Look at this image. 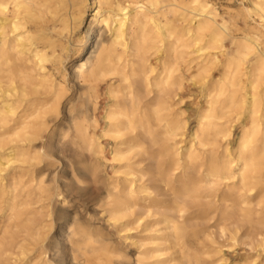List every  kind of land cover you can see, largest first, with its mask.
Wrapping results in <instances>:
<instances>
[{"label": "bare ground", "instance_id": "1", "mask_svg": "<svg viewBox=\"0 0 264 264\" xmlns=\"http://www.w3.org/2000/svg\"><path fill=\"white\" fill-rule=\"evenodd\" d=\"M92 5L67 83L87 0H0V264H261L264 33L210 0Z\"/></svg>", "mask_w": 264, "mask_h": 264}, {"label": "rangeland", "instance_id": "2", "mask_svg": "<svg viewBox=\"0 0 264 264\" xmlns=\"http://www.w3.org/2000/svg\"><path fill=\"white\" fill-rule=\"evenodd\" d=\"M211 3L216 8L217 12L223 17L228 23L231 29L235 31L236 34L242 35L246 33L249 29L254 28V31H261L264 33V19L261 17L262 15L256 13L253 10V6L250 0H210ZM93 0H87V4L89 7L87 8V12L85 14L84 21L78 30H75L70 34V38L67 40L68 33H66V37L63 38V43L65 45H69L70 52L69 57L64 61V66L62 68V73L65 72L66 66V81L68 83V79L70 78V70L74 63L78 60V53L73 52V41L76 40L77 36L80 32L84 31L88 22L91 18L92 13L96 11V5H92ZM78 45V43H77ZM89 46V45H87ZM86 50V48H85ZM58 52L61 53V50L58 49ZM83 56V54H82ZM47 66L53 71V65L51 63L47 64ZM57 77L60 78V74L53 71ZM188 99L187 101H189ZM186 107L185 104H183ZM76 191V189H74ZM89 193L85 194L88 196ZM78 195V194H76ZM212 224V223H211ZM210 226L209 230L214 232V235L217 236V240L224 244L223 254L225 256L229 255H237V256H249V255H257L258 251L254 248L252 244L253 240V232L249 230L248 226L242 227L238 233V239L236 241L230 240L225 236L218 235V225L211 226L210 224L206 225ZM124 235V234H123ZM119 237V236H117ZM226 245V246H225ZM227 249H224V248ZM130 253H133L131 251ZM259 263L264 264V254L260 256Z\"/></svg>", "mask_w": 264, "mask_h": 264}]
</instances>
